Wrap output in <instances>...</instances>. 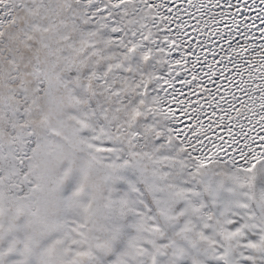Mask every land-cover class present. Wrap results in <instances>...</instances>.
<instances>
[{
    "label": "snow or ice",
    "instance_id": "obj_1",
    "mask_svg": "<svg viewBox=\"0 0 264 264\" xmlns=\"http://www.w3.org/2000/svg\"><path fill=\"white\" fill-rule=\"evenodd\" d=\"M0 264H264V0H0Z\"/></svg>",
    "mask_w": 264,
    "mask_h": 264
}]
</instances>
